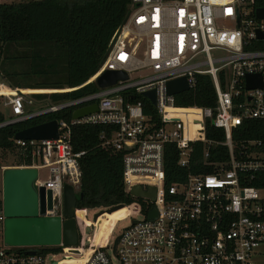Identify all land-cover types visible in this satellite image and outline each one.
Listing matches in <instances>:
<instances>
[{
	"label": "built area",
	"instance_id": "1",
	"mask_svg": "<svg viewBox=\"0 0 264 264\" xmlns=\"http://www.w3.org/2000/svg\"><path fill=\"white\" fill-rule=\"evenodd\" d=\"M255 0H130L128 12L112 34L95 74L70 93L95 83L105 71H123L128 78L114 85L69 101L32 112L34 95L0 82V99L9 115L0 127L23 122L36 115L96 105L97 110L71 121L57 120L58 138L48 141H16L12 151L28 157L30 164L14 168L48 169L49 178L35 182L50 192L52 210L47 216L62 217V191L80 186L79 159L71 145V128L98 126L100 147L122 154L125 193L139 186L155 188L153 202L141 216L116 237L114 228L102 248L91 245L78 252L50 251V247H20L4 243V212L0 204V264H252L264 246V189L247 185L264 173L260 142L238 147L233 132L244 122L264 120V21L258 20ZM249 8V12L243 8ZM258 75L261 87L247 89V76ZM211 79L215 91L213 108H180L168 96L165 83L185 78L188 91L197 77ZM96 84V83H95ZM4 90L9 92L5 93ZM155 90V105L143 96ZM187 91V92H188ZM185 93V92H184ZM183 94V93H181ZM179 95V94H178ZM145 99L149 103L143 101ZM193 110L181 117L170 111ZM180 114H182L180 112ZM37 117V116H36ZM209 122L223 133V141L206 136ZM203 145L202 166L208 173L191 172L195 144ZM177 150V165L188 170L182 183L165 187V147ZM225 147L227 160L211 149ZM11 152V151H10ZM47 199V195H45ZM152 206L155 218L149 219ZM130 216V214H129ZM34 252V253H30ZM57 253L66 256L50 260Z\"/></svg>",
	"mask_w": 264,
	"mask_h": 264
},
{
	"label": "trees",
	"instance_id": "2",
	"mask_svg": "<svg viewBox=\"0 0 264 264\" xmlns=\"http://www.w3.org/2000/svg\"><path fill=\"white\" fill-rule=\"evenodd\" d=\"M129 3L130 0H31L14 4L0 3V54L5 44H49L57 53L55 57L64 64V80L60 83L61 86L78 87L98 70L112 34L128 12ZM252 7L264 8V0H255ZM260 45L261 48L264 47L263 43ZM48 61V57L39 59L42 63ZM60 84L56 83L53 86ZM42 85L34 88L45 89L46 84ZM97 90L96 84L92 83L70 93L41 94L34 97L37 100L48 98L50 102L56 104ZM143 101L149 107V103L145 99ZM214 105L215 91L211 79L207 76H198L195 89L175 96L174 100V106L180 108H213ZM71 112V109H64L0 127V150L12 151L13 137L19 131L52 120L70 122ZM170 112L181 117L187 113L188 115L194 113L192 109ZM5 121L6 117L0 111V124ZM101 132L102 128L98 126L78 125L71 128L73 151L84 152L79 159L81 177L78 193L82 197L77 200L74 209L78 244L76 247H64L63 251L78 252L77 248L85 246L86 212L89 209H107L122 205L120 210L100 217L93 224L91 245L99 249L107 243L111 231L119 220L132 212H145L147 208L146 202L125 193L122 154L110 148L100 147ZM206 136L210 140L223 141L221 130L213 128L209 122L206 124ZM232 140L237 147L247 141L260 142V152L264 156V120L244 122L233 132ZM218 151L224 160H227L225 147L211 149V159L216 160ZM202 152L203 145L195 144L190 167L193 173L210 172L209 168L202 166ZM18 157L24 164L31 163L29 156ZM177 159L175 147L167 145L164 156L165 187L186 180L188 170L180 168ZM247 185L264 189V173L259 174L257 181H251ZM50 248L48 249L50 251L60 250L54 246ZM61 264H82V260L70 259Z\"/></svg>",
	"mask_w": 264,
	"mask_h": 264
},
{
	"label": "water",
	"instance_id": "3",
	"mask_svg": "<svg viewBox=\"0 0 264 264\" xmlns=\"http://www.w3.org/2000/svg\"><path fill=\"white\" fill-rule=\"evenodd\" d=\"M255 17L264 21V8L254 10ZM257 38L263 39L264 34L257 32ZM128 76L123 71H105L95 81L99 89L114 85L117 81H125ZM247 89L261 87V78L258 75L247 76ZM168 96L178 95L188 91L185 78H178L165 83ZM143 96L155 105V90L143 93ZM97 110L96 105L81 108L72 113V119L78 120ZM44 115V114H43ZM41 116V115H36ZM35 116V117H36ZM57 120L48 121L40 125L17 132L13 139L16 141H48L57 140ZM38 172L34 168H7L2 171V208L4 212V243L9 246L20 247H76L78 235L74 220V209L81 194L72 187L64 185L62 191V217L47 216L46 211L52 210L50 192L37 189ZM155 188H148L144 192L141 187L135 186L130 195L136 199H146L151 202L155 199ZM47 195V199H45ZM117 205L101 209L93 216V223L103 213H111L121 208ZM156 209L149 211L148 218L154 219ZM34 253V252H30Z\"/></svg>",
	"mask_w": 264,
	"mask_h": 264
},
{
	"label": "rangeland",
	"instance_id": "4",
	"mask_svg": "<svg viewBox=\"0 0 264 264\" xmlns=\"http://www.w3.org/2000/svg\"><path fill=\"white\" fill-rule=\"evenodd\" d=\"M23 1L31 0H0V3L14 4ZM245 10L249 12V8L244 7L243 11ZM56 55L57 53L51 49L49 44H5L2 46L0 54V82L11 88L20 87L22 88L21 91L26 94L41 93L48 95L51 93H62L57 92L59 89H53L67 88L60 84L64 80V64L60 59L55 57ZM38 56L40 58L48 57L49 61L47 63L39 62L40 58ZM56 83L60 84V86H53ZM42 84H46L44 86L46 87L45 89L34 88L42 87ZM33 100L35 102L29 107V110L32 112H38L53 104L48 98ZM1 101L2 99H0V111L7 117L10 110L2 106ZM18 158L17 151L0 150V203H2V171L3 169L14 168L15 166L24 164ZM37 172L39 181H45L49 178L48 169H39ZM75 192L78 193L79 189H76ZM100 210L95 208L89 209L86 212L85 234L87 238L85 246H89L88 240L92 237L93 216ZM140 220V215L130 213V216L128 215L116 223L113 236L116 237L119 232L128 227L132 222ZM63 258H66V256L62 253H57L53 258L48 257L47 261H60ZM252 264H264V246L259 248V255L253 258Z\"/></svg>",
	"mask_w": 264,
	"mask_h": 264
},
{
	"label": "bare ground",
	"instance_id": "5",
	"mask_svg": "<svg viewBox=\"0 0 264 264\" xmlns=\"http://www.w3.org/2000/svg\"><path fill=\"white\" fill-rule=\"evenodd\" d=\"M221 1V0H220ZM222 1H225V0H222ZM4 92L5 93H7V92H9V91H7V90H4ZM8 94V93H7ZM9 95V94H8ZM122 208V207H121ZM121 208H119L118 210H120ZM118 210H116V211H118ZM116 211H113V212H111V213H103L101 216H99L96 220H95V222L100 218V217H102V216H104V215H110V214H113V213H115ZM94 222V223H95ZM93 223V224H94Z\"/></svg>",
	"mask_w": 264,
	"mask_h": 264
},
{
	"label": "crops",
	"instance_id": "6",
	"mask_svg": "<svg viewBox=\"0 0 264 264\" xmlns=\"http://www.w3.org/2000/svg\"><path fill=\"white\" fill-rule=\"evenodd\" d=\"M19 88V87H18ZM22 89V88H21Z\"/></svg>",
	"mask_w": 264,
	"mask_h": 264
}]
</instances>
